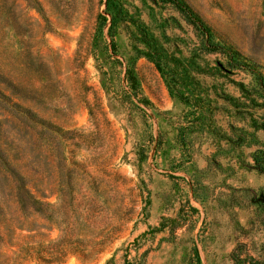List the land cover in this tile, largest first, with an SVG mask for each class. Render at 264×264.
Segmentation results:
<instances>
[{
	"label": "rangeland",
	"instance_id": "obj_1",
	"mask_svg": "<svg viewBox=\"0 0 264 264\" xmlns=\"http://www.w3.org/2000/svg\"><path fill=\"white\" fill-rule=\"evenodd\" d=\"M181 1L225 52L165 0H0V264L29 241L19 222L89 238L95 219L68 202L91 199L123 226L98 258L62 264H231L242 242L261 255L247 190L264 189V0ZM144 33L177 75L142 54ZM17 176L65 208L22 211Z\"/></svg>",
	"mask_w": 264,
	"mask_h": 264
},
{
	"label": "trees",
	"instance_id": "obj_2",
	"mask_svg": "<svg viewBox=\"0 0 264 264\" xmlns=\"http://www.w3.org/2000/svg\"><path fill=\"white\" fill-rule=\"evenodd\" d=\"M166 2H173L179 9L180 12L185 16L187 21L194 25V27L200 30L201 34L204 37L203 46L209 52H225V48L214 42L210 30L205 26V24L196 17L192 10L187 7L181 0H165ZM143 38H140L145 47L142 49V54L146 56L150 61H152L156 67L163 71L168 69V71L174 72V75H177L174 68V62L165 54V51L160 47L155 41L154 35L149 36L148 33L142 34ZM256 80L258 88L261 92L264 93V78L261 74L256 73ZM244 89V87L242 88ZM178 94L181 99L187 97L184 93L179 92ZM264 95V94H263ZM261 109H264V98L262 104L259 106ZM259 110V108H258ZM37 123V121H35ZM38 123H41L38 121ZM253 127L256 130L264 131V116H258L253 118ZM251 133L247 132L246 129L242 128L243 141H246ZM254 163L252 168L258 170L259 172H264V150H260L253 154ZM19 181V191L20 194L17 199V203L21 206L22 211L29 209L32 214L37 217L46 219L49 217L50 209L54 213L60 214V210L65 208L67 204L63 198H59L58 203L53 205L51 203H46L39 199L32 190L28 188V185L24 182V178L17 176ZM74 192V189H72ZM249 199L251 206L255 207L256 216L254 219H250L248 224L252 229H261L264 233V189L258 191L248 189ZM69 205L81 207L83 205L86 209L85 216L83 218L88 219L89 216L95 219L94 224L96 225V230L89 238L86 234L77 233L73 236L72 232L74 230H61V234L56 238H46L44 240L36 239L40 236L39 228L31 224V222H25L26 224L19 223L15 224V227L21 231L27 230L29 234L27 238L29 241L20 243L17 251L15 252V257L11 264H32V263H44V264H62L70 256L80 255L85 259H96L100 254L105 252L114 239L117 238V233L121 230L123 224L118 218L117 223L114 224H101L99 220V214L96 213L97 204L91 199L86 201L84 204H75V200H70ZM74 212V210H72ZM3 223V221H0ZM7 222V220H6ZM9 222V221H8ZM78 222V221H77ZM5 223V222H4ZM258 249L260 251V256L257 257L252 254L251 249L247 243H240L231 253L230 259L231 264H264V241L260 244Z\"/></svg>",
	"mask_w": 264,
	"mask_h": 264
}]
</instances>
